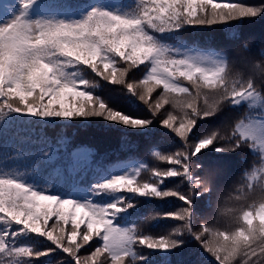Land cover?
Returning <instances> with one entry per match:
<instances>
[{
	"label": "snow or ice",
	"instance_id": "1",
	"mask_svg": "<svg viewBox=\"0 0 264 264\" xmlns=\"http://www.w3.org/2000/svg\"><path fill=\"white\" fill-rule=\"evenodd\" d=\"M0 264H264V0H0Z\"/></svg>",
	"mask_w": 264,
	"mask_h": 264
},
{
	"label": "trees",
	"instance_id": "2",
	"mask_svg": "<svg viewBox=\"0 0 264 264\" xmlns=\"http://www.w3.org/2000/svg\"><path fill=\"white\" fill-rule=\"evenodd\" d=\"M261 31H262V29H261V26L259 24L252 25V26H246V28L244 30V35L246 37H251L253 39V42L256 43L257 45H259L260 39H261ZM111 147L115 148L116 147L115 143H113L111 145ZM249 162H251V161H249ZM151 207H152L151 205L148 206L149 209H151ZM148 214H151V211H149ZM50 223H51V221H50ZM254 223H258V221H254ZM162 230L163 229H160V228L155 229V231H162Z\"/></svg>",
	"mask_w": 264,
	"mask_h": 264
}]
</instances>
